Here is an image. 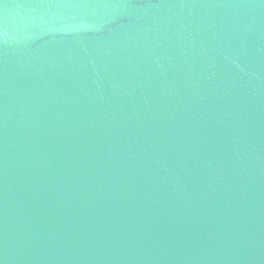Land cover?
Instances as JSON below:
<instances>
[{
    "label": "water",
    "instance_id": "water-1",
    "mask_svg": "<svg viewBox=\"0 0 264 264\" xmlns=\"http://www.w3.org/2000/svg\"><path fill=\"white\" fill-rule=\"evenodd\" d=\"M0 264H264V0H0Z\"/></svg>",
    "mask_w": 264,
    "mask_h": 264
}]
</instances>
